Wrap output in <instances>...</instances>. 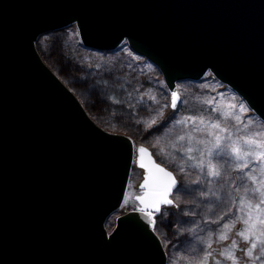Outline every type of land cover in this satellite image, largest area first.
Segmentation results:
<instances>
[{"label": "water", "instance_id": "obj_1", "mask_svg": "<svg viewBox=\"0 0 264 264\" xmlns=\"http://www.w3.org/2000/svg\"><path fill=\"white\" fill-rule=\"evenodd\" d=\"M73 25L87 48L127 42L152 62L170 107L178 94L171 109L179 82L210 72L264 122V0H0V264H167L156 222L179 179L148 146L176 179L173 204L151 207L170 181L145 155V203L106 226L136 144L100 126L41 56L42 34Z\"/></svg>", "mask_w": 264, "mask_h": 264}, {"label": "rangeland", "instance_id": "obj_2", "mask_svg": "<svg viewBox=\"0 0 264 264\" xmlns=\"http://www.w3.org/2000/svg\"><path fill=\"white\" fill-rule=\"evenodd\" d=\"M39 45L43 50H51L58 60L62 59L60 76L72 89L75 90V85L71 83L72 67H80L90 76L94 95H99L108 102L102 113L98 111L100 105L94 107L97 118L107 124L108 121L111 122V128L107 125L104 126L105 129L124 133L133 139L137 137L138 130L148 134L147 144L142 145H149L158 159L178 177L179 186L174 200L177 206L183 207L179 215H172L171 222L165 220L171 210H162L158 220L163 245L168 252L167 264H177V261L179 264H200L209 252L212 255L208 256L207 264H233L228 258L233 254L240 258L239 264H264V224L261 223L264 220V204L257 209L254 206L259 203V199L250 192L245 196L244 184L248 188L255 187L245 176L249 170L237 171V162L232 160L222 177L214 178L207 175V169L202 172L193 167L195 161L187 159L186 147L191 146L194 149L191 155L196 157L200 156L205 147H211V144L205 146L197 143L199 140L213 139L209 135V129L197 130L201 127L198 124L199 119H204L206 123H219L221 127L228 129L223 135L233 138L249 135L264 125L234 90L208 72L198 81L179 82L180 102L176 109H171L170 93L162 73L152 62L133 52L127 42L110 52L93 50L82 45L77 27L73 25L42 34L39 37ZM61 48L67 53L70 52L71 58H65ZM106 61L111 65L104 70L101 63ZM133 61L137 62V67L132 64ZM115 62L123 64L124 69L119 72L111 71L115 69ZM85 86L84 83L77 82L80 90H84ZM241 108L244 111H241ZM169 110L172 112L169 113ZM235 116H239L240 121H237ZM188 117L197 118V124L194 125ZM153 118L156 123L148 127ZM180 121L186 122L181 124ZM181 135L186 137L184 141H179ZM188 135L194 138L191 143L187 140ZM140 145L136 144L124 202L107 220L106 226L109 230L115 227L119 215L139 207L137 197L143 195L146 190L142 187L145 170L139 165ZM250 167L255 170L253 174L259 179V165L253 162ZM197 180L199 183H196ZM241 197L245 198L243 211L240 210ZM249 203L253 205L252 208L247 207ZM244 219L249 220L248 225L244 224ZM233 222L235 226L231 231L224 230L228 239L219 241L218 236L223 230V225H231ZM251 225L255 227L245 233L248 236L247 241L237 236L239 231ZM209 240L211 248L208 247ZM233 240L237 241V247L240 249L234 253L231 247ZM253 242L257 247L252 250V257H248L245 251L241 250H247ZM222 250H226L225 255L220 254Z\"/></svg>", "mask_w": 264, "mask_h": 264}, {"label": "snow or ice", "instance_id": "obj_3", "mask_svg": "<svg viewBox=\"0 0 264 264\" xmlns=\"http://www.w3.org/2000/svg\"><path fill=\"white\" fill-rule=\"evenodd\" d=\"M152 99H155V97H152ZM178 94L176 92L172 93V103L171 107L175 108L177 104ZM205 103H211V101H205ZM235 107V106H232ZM217 111L219 109H216ZM241 111H244L243 108H241ZM162 115V113H160ZM225 118H227V115H225ZM188 120H191L192 123L195 125L197 124V118L195 117H188ZM235 119L237 121H240L239 116H235ZM186 121H180L179 123L183 124ZM156 123V119L153 118L149 123L148 127H151L153 124ZM199 127L197 130L203 131L204 128L209 129V135L213 137L212 140H199L197 143L207 146L208 144H211V147H205L204 150L201 151V154L199 157L191 155L193 153L194 149L191 146L186 147V153L187 159L195 161L193 164V167L199 168L202 172L207 169V175L214 177V178H220L224 174V171L228 166H230L231 161L235 160L237 163L235 164V169L240 172H244L245 169H248L249 171L245 173V176L247 179L251 180L255 187L248 188L246 184H244L245 188V196L250 192L252 195L259 199V203L256 204L254 207L257 209H260V205L264 204V125L261 126L259 130L251 132L249 135H246L244 137L236 136L233 138L232 136H226L223 135L224 133H227L228 129L223 128L220 126L219 123H213L208 122L206 123L204 119H199L198 121ZM213 130H218L213 131ZM179 141H184L186 137L184 135L179 136ZM193 136L188 135L187 140L189 143L192 142ZM175 147V145H173ZM139 154V164L142 168H147L148 165L144 163V156L147 155L149 157L150 162L155 167V169L163 173L165 176L169 178L170 183L168 184L167 188L165 189L163 195L151 205L155 211L159 212L161 209L159 208L160 203L164 204H173V200L168 199V194L171 190V188L175 187L176 185V179L173 176L171 172H167L164 168H161L158 164L155 163L154 160H151V153L146 149L145 147L141 146L138 149ZM251 158V160L249 159ZM256 163L259 165V172H260V178L258 179L257 175L253 174L254 169L250 167L252 163ZM181 170H183V166H179ZM151 171V169L149 170ZM244 179L243 177L241 178ZM196 183H199L197 180ZM148 180L145 179L144 185L142 187L147 186ZM237 191H239V188H237ZM137 199H140L141 204H144L145 201L141 197H137ZM245 205V198L241 197L240 200V210H244ZM248 208H252L253 205L249 203L247 205ZM149 216H152L151 212L147 213ZM152 224L155 226V219H152ZM262 224H264V220L261 221ZM244 224L248 225L249 220L244 219ZM234 222L230 225L228 223H225L223 225V230L218 236L219 241H224L228 239L227 233L224 230L231 231V228L234 227ZM255 226L251 225L248 228H245L237 233V236L242 237L245 241L248 240V236L245 234L248 231H251ZM208 247L211 248V240H209ZM233 253L236 250H240L237 247V241L233 240L232 245ZM257 247V244L255 242L251 243V247L247 250H241L245 251L246 256L252 257L253 252L252 250ZM226 250L221 251V255H225ZM212 253L209 252L203 260L200 262V264H207L208 256H211ZM229 259L233 261V264H239L240 258L235 257V255L228 256ZM177 264H179V261H177ZM219 264V262H217Z\"/></svg>", "mask_w": 264, "mask_h": 264}, {"label": "trees", "instance_id": "obj_4", "mask_svg": "<svg viewBox=\"0 0 264 264\" xmlns=\"http://www.w3.org/2000/svg\"><path fill=\"white\" fill-rule=\"evenodd\" d=\"M37 48L41 54V56L43 57L44 61L50 66V68L62 79V77L60 76L61 74V70H62V63H60V59L58 60V58L53 54V52L51 50H46L43 48H41V46L39 45V39L37 41ZM64 48H61L62 52L64 53V57L65 58H69L70 57V52H65V50H63ZM69 54V55H67ZM71 58V57H70ZM116 64H113L115 69L111 70V71H120L122 69H124V65L121 64V63H118V62H115ZM133 65H135L137 67V62L133 61L132 62ZM102 65V68L105 70V68H108L110 67V62L109 61H106V62H102L101 63ZM72 72H73V79H71V83L73 85H75V90L72 89L63 79V82L65 84H67L72 90L73 92L77 95V96H81L79 97L80 100L83 102L86 110L88 111L89 115L100 125L102 126L103 128H105L104 126H107L109 125L108 127H110V124L108 121V124L107 122L101 120V118H97V114L94 109L95 105L99 107L98 111L100 110L101 113L105 110V108L107 107V101H105L103 98H100L99 95L95 96L94 95V87L92 85V82H90V76L85 74V72L80 68V67H72ZM105 73V71H104ZM92 80V79H91ZM77 82L78 83H84L86 86L84 87V90H80L78 87H77ZM172 112V110H169V113ZM111 119V118H110ZM111 123V122H110ZM111 128V127H110ZM147 136L148 134H143V132L141 133L140 130L137 131V137L134 140L135 144H147ZM149 147V145H148ZM153 154L155 155L156 159L160 162V163H163L160 161V159H158V157L156 156V154L154 153L153 149L151 147H149ZM164 164V163H163ZM166 165V164H164ZM167 166V165H166ZM168 167V166H167ZM177 189L175 190L174 194L176 193ZM174 194H173V199H174ZM188 199V198H187ZM179 207V208H178ZM183 206H177L176 204V201L174 200V205L170 206V207H165L164 209L162 210H171L172 212H170L171 214L168 215L165 220L168 221H172V215H179V211L180 209L182 208ZM161 215V213H160ZM160 215L157 216V222H156V231L157 233L159 234V236L161 237L162 239V233H161V230H160V227H159V219H160ZM166 222V224H168ZM163 242V241H162ZM167 255H168V252H167Z\"/></svg>", "mask_w": 264, "mask_h": 264}]
</instances>
